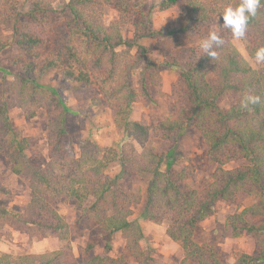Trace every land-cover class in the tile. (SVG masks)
<instances>
[{
  "label": "trees",
  "instance_id": "trees-1",
  "mask_svg": "<svg viewBox=\"0 0 264 264\" xmlns=\"http://www.w3.org/2000/svg\"><path fill=\"white\" fill-rule=\"evenodd\" d=\"M16 1L0 0V9L7 7L14 23L12 38L0 39V56L13 46L23 53L11 65L12 95L0 102V148L9 141L13 172L28 179L31 198L22 212L12 213L0 207V241L6 227H11L36 233L39 239L55 237L61 245L51 253H25L16 258L0 250V264H75L71 225L59 211L63 201H75L90 223L101 230L108 252L112 251L117 234L126 240L122 255H96L86 264H152L151 251L140 247L145 240L144 229L138 219H131L133 204L140 201L141 220L167 225V235L183 251L180 264H228L214 246L195 240L196 229L202 221L215 216L218 202L240 205L246 200L253 202L229 215L225 229L233 238L251 236L255 251L235 254L232 264H264V68L254 69L239 53L231 30L221 28L219 35L224 43L216 49V58L202 52L194 62L174 61L181 72L173 120L146 127L131 119L133 107L140 97L152 98L148 90L153 83L150 79H159L160 73L157 67L146 64L138 90L130 86L129 75L147 51L139 42L169 35L163 27H157L153 6L143 9L145 0H70L63 11V29L59 31L53 23L55 10L50 0H29L25 12L17 10ZM239 3L240 0H163L159 11L176 8L178 16L174 22L188 31L193 23L202 29L201 24H209L223 13V6L235 7ZM104 7L116 12L115 22H105ZM20 15L25 16L24 21ZM128 27L133 31L131 38L125 35ZM242 39L247 55L254 59L255 51L264 46V5L249 20ZM51 40L56 41L53 48ZM135 49L140 56H133ZM3 68L0 65V71ZM52 70L66 83L96 86L101 92L112 90L111 83L122 70L123 84L108 94L123 96L116 106H110L118 110L117 118L125 127V141L119 150L107 148L101 154L97 147L87 144L79 158H64L68 110L65 98L58 91L60 94L53 100L37 84ZM38 95L43 96L39 99ZM248 95L259 96L260 102L245 107L243 102ZM38 99L46 102L49 134L57 156L54 166L42 170L29 164L24 154L28 140L11 119L16 108L27 111ZM222 102L231 104L225 107ZM188 131L202 138L210 162L216 165L213 181L200 189H185L196 166L191 162L183 169H175L179 161L175 149L164 153L153 144L138 145L157 139L177 143ZM59 157L68 165L64 173L57 171ZM239 162L240 165L228 168ZM130 177L147 180L143 201L140 193L123 187L124 180ZM93 246L90 244L89 250Z\"/></svg>",
  "mask_w": 264,
  "mask_h": 264
},
{
  "label": "rangeland",
  "instance_id": "rangeland-1",
  "mask_svg": "<svg viewBox=\"0 0 264 264\" xmlns=\"http://www.w3.org/2000/svg\"><path fill=\"white\" fill-rule=\"evenodd\" d=\"M54 26L62 31L64 25V9L70 0H50ZM118 0H113L117 2ZM163 0H145L143 9L153 6L156 10L155 22L157 27H163L169 32V35L157 39H144L139 45L146 48L144 56H141L138 66L131 70L130 86L138 90L142 85V75L145 71L146 64L158 68L160 78H152L148 90L151 99L147 100L140 97L134 105V114L131 119L135 122L148 127L158 126L162 122L169 123L173 120L176 102L175 92L178 90L180 80V66H175L174 61L194 62L202 53L199 42L206 38L211 30L220 33L222 25V13L216 15L209 24H201L202 29L194 27L184 31L174 20L178 16L176 8L171 11H159V5ZM29 0H17L14 6L18 11L25 12L29 8ZM6 7V6H5ZM224 9L222 7L221 11ZM104 20L107 24L116 21V12L109 8H103ZM24 21L25 16L20 15ZM13 22L9 19V13L6 9H0V39H11L14 30ZM38 30V29H36ZM39 31V30H38ZM125 35L131 38L133 31L130 27L126 29ZM234 47L249 62L254 69L264 68V63L257 64L255 59H251L245 50L246 42L243 39H235L232 35ZM50 45L56 46V41L51 40ZM128 51V49H127ZM138 49L133 50V56L137 55ZM142 53V52H141ZM18 46H13L5 50L0 56V65L4 71H0V102L4 99H10L12 95V72L11 67L14 59L22 55ZM199 54V55H197ZM140 56V53L139 55ZM153 65H152V64ZM172 64V65H171ZM10 72V73H9ZM116 80L111 83L112 90L109 89L101 92L96 86L86 87L74 83H66L62 80L56 70L48 72L37 83L41 88L48 92V97L55 99L57 93L61 92L65 98L67 106L66 131L64 139L66 156L79 158L82 155V147L89 144L97 147L101 154H104L107 148L119 150L125 141V131L123 122L117 117L118 110H113L110 106L117 105L123 100V96L113 94V89L119 88L124 79L122 70ZM156 79V80H155ZM155 80V81H154ZM59 91V92H58ZM43 95H38L39 99ZM48 97L47 101H48ZM35 101L27 111L16 108L11 113L13 124L22 132L24 138H27L29 147L24 152L29 164L44 169L47 166H54V159L57 157L55 149L52 148V139L49 134V119L45 107L46 102ZM230 102H222V106L229 107ZM39 106V107H38ZM83 112L89 113L87 116ZM144 143V140L142 141ZM153 144L161 152H169L175 149L178 162L174 165L175 169H183L191 162L196 166L195 174L185 184V189H200L207 187L213 181V173L216 165L211 163L203 140L194 131H188L182 134V138L177 143H170L164 140L155 142H145L141 145ZM9 148V149H8ZM13 149L9 146V141L3 142L0 148V207H6L12 213L22 212L30 202L31 191L28 187V179L20 178L13 172V164L9 158ZM8 153V154H7ZM57 159V171L64 173L68 169L65 160ZM71 162V161H70ZM241 163H235L228 168L236 167ZM146 179L126 178L123 187L132 193H140L141 200L145 196L147 183ZM140 189V190H139ZM143 201V200H142ZM253 200H246L240 205H227L222 202L216 204L217 212L215 216L202 221L195 233V240L199 244H209L217 249L222 260L228 264L234 262L235 254L247 253L252 254L255 251V241L249 235L240 238H233L229 231L225 229L226 218L241 211L245 205L252 204ZM142 202L134 203L132 210V220H139L145 232V240L140 244L141 249H149L152 256V264H180L183 259L182 249L171 240L167 235V225H156L141 220L140 214ZM60 214L71 225V243L76 255L75 264H86V262L96 255L108 254L118 257L123 254L126 240L121 234H117L113 240V249L108 252L102 239L100 229L94 227L85 212L81 210L75 201H63L59 205ZM6 233L0 241V250L2 253L11 254L13 257H19L28 254H45L51 253L60 248V241L55 237H45L39 239L36 233L28 234L24 231L15 230L6 227ZM90 244L93 248L89 250ZM89 250V252H87ZM89 255L86 256V254ZM126 264H138L134 261H128Z\"/></svg>",
  "mask_w": 264,
  "mask_h": 264
},
{
  "label": "clouds",
  "instance_id": "clouds-1",
  "mask_svg": "<svg viewBox=\"0 0 264 264\" xmlns=\"http://www.w3.org/2000/svg\"><path fill=\"white\" fill-rule=\"evenodd\" d=\"M264 5V0H240L235 7L226 6L222 13V25L231 30L235 39H242L246 35L249 20L257 15L258 9ZM224 43L223 39L214 29L209 32L206 38L199 42L201 51L207 57L216 58V49ZM257 64L264 63V46H260L255 51L254 56ZM260 97L248 95L243 102L246 107L249 104H257Z\"/></svg>",
  "mask_w": 264,
  "mask_h": 264
}]
</instances>
